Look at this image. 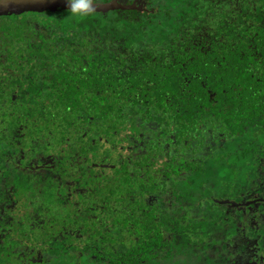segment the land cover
Here are the masks:
<instances>
[{"label":"trees","instance_id":"16d2710c","mask_svg":"<svg viewBox=\"0 0 264 264\" xmlns=\"http://www.w3.org/2000/svg\"><path fill=\"white\" fill-rule=\"evenodd\" d=\"M240 136L264 147V0L0 16V200L68 230L70 264L151 252L180 222L167 200L184 201L173 186L161 201L159 180L216 187ZM18 251L31 247L1 248L0 264Z\"/></svg>","mask_w":264,"mask_h":264},{"label":"flooded vegetation","instance_id":"af4514ba","mask_svg":"<svg viewBox=\"0 0 264 264\" xmlns=\"http://www.w3.org/2000/svg\"><path fill=\"white\" fill-rule=\"evenodd\" d=\"M151 1L167 2L103 0L102 3L113 2L116 5L104 11L107 12L134 10ZM245 141L240 136L223 144L224 149L229 151L235 146L241 147L238 148V162L230 166L220 163V169H225L226 173H221V181L216 187L211 181L206 187L199 188L196 178L165 177L159 180L161 201L164 199L163 192L170 194L172 186L174 192L171 195L184 200L174 204L170 200L166 202V207L174 209V216L180 222L172 228H159L161 234L158 237L162 240L156 246L150 245L152 251H142L130 260H124L125 264H264V147L258 146L250 154L244 152ZM28 168L35 177H40V172L48 173L49 166L30 164ZM231 170L236 173L233 179L229 175ZM24 192L27 195L29 191ZM27 196L37 199L34 194ZM29 208L33 209L30 203L16 207L13 200L4 201L1 197L0 249L15 243L31 247L28 255L15 252V257L20 258L15 260L20 264H70L74 249L62 240L68 230L52 224L45 215L44 218L38 216L41 220L37 221L38 225H33L30 216L37 212L30 210L29 215L25 210ZM73 241L78 243L79 238ZM68 250H71L69 254ZM79 262L91 264L88 260L86 263L79 259ZM71 264H77L76 259Z\"/></svg>","mask_w":264,"mask_h":264},{"label":"water","instance_id":"95a60500","mask_svg":"<svg viewBox=\"0 0 264 264\" xmlns=\"http://www.w3.org/2000/svg\"><path fill=\"white\" fill-rule=\"evenodd\" d=\"M102 5L98 12H104L116 7L113 2L102 3ZM56 7L59 9H67L66 0H0V15H16L27 11H52Z\"/></svg>","mask_w":264,"mask_h":264},{"label":"clouds","instance_id":"9594fccd","mask_svg":"<svg viewBox=\"0 0 264 264\" xmlns=\"http://www.w3.org/2000/svg\"><path fill=\"white\" fill-rule=\"evenodd\" d=\"M67 10L72 17L87 18L102 7V0H66Z\"/></svg>","mask_w":264,"mask_h":264}]
</instances>
